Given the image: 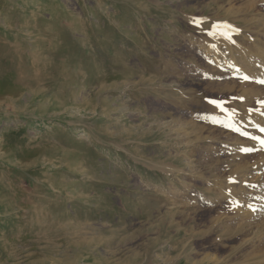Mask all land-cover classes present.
<instances>
[{
  "label": "rangeland",
  "instance_id": "374dc122",
  "mask_svg": "<svg viewBox=\"0 0 264 264\" xmlns=\"http://www.w3.org/2000/svg\"><path fill=\"white\" fill-rule=\"evenodd\" d=\"M261 141L264 0H0V264H264Z\"/></svg>",
  "mask_w": 264,
  "mask_h": 264
},
{
  "label": "bare ground",
  "instance_id": "6f19581e",
  "mask_svg": "<svg viewBox=\"0 0 264 264\" xmlns=\"http://www.w3.org/2000/svg\"><path fill=\"white\" fill-rule=\"evenodd\" d=\"M259 192L261 193V195H259V201L255 202L253 204H250L249 202L248 203L245 202V203L240 204V206L238 208V210H239L238 214H240L242 217H245L246 219H248L245 221V224H248V227L251 226V223H252V225H253V223H255L256 225L254 227L264 233V185H263V188H261V191L259 189ZM116 215H118L117 212L114 215V217H116ZM260 219H261V223L259 222V224H258V220H260ZM253 230L254 229H252V232H253Z\"/></svg>",
  "mask_w": 264,
  "mask_h": 264
},
{
  "label": "snow or ice",
  "instance_id": "6c2138e0",
  "mask_svg": "<svg viewBox=\"0 0 264 264\" xmlns=\"http://www.w3.org/2000/svg\"><path fill=\"white\" fill-rule=\"evenodd\" d=\"M261 143H264V141H261Z\"/></svg>",
  "mask_w": 264,
  "mask_h": 264
}]
</instances>
